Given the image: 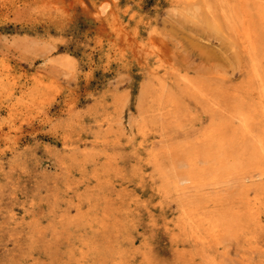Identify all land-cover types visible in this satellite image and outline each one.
I'll return each mask as SVG.
<instances>
[{"label":"bare ground","instance_id":"6f19581e","mask_svg":"<svg viewBox=\"0 0 264 264\" xmlns=\"http://www.w3.org/2000/svg\"><path fill=\"white\" fill-rule=\"evenodd\" d=\"M171 1L187 13L203 6L211 32L228 31L242 55V78L203 79L150 63L154 51L140 46L145 66L133 128L124 123V92L123 102L116 95L104 102L88 145L64 144L63 190L42 197L53 198L43 205L46 222L33 216L19 225L29 250L10 264H264V0ZM132 12L126 3L107 21L120 32ZM95 54L105 69L129 70L104 46L91 48L88 61ZM90 67L75 71L86 78ZM43 91L0 65V105L8 110ZM189 103L202 117L174 134ZM11 140L5 147L15 151ZM159 233L168 258L155 247ZM40 248L48 261L35 255Z\"/></svg>","mask_w":264,"mask_h":264},{"label":"rangeland","instance_id":"374dc122","mask_svg":"<svg viewBox=\"0 0 264 264\" xmlns=\"http://www.w3.org/2000/svg\"><path fill=\"white\" fill-rule=\"evenodd\" d=\"M126 3L133 17L129 28L117 32L107 19ZM201 7L187 13L171 0H0V65L16 70L20 81H35L44 90L24 107L8 110L0 105V151L4 152L0 264H10L21 251L27 254L29 242L22 241L25 232H20L19 225L30 223L33 216L47 218L50 210L43 205L53 198L42 197L46 191L61 192L66 179L61 161L68 154L64 144L88 145L96 119L104 114V102L114 95L123 102V93L128 92L129 109L125 108L123 119L133 128L130 123L138 118L135 98L141 89L138 76L145 66L140 46L154 51L150 63L203 79L238 82L242 78L237 43L225 28L219 34L211 32L205 21L212 17ZM100 46L129 70L105 69L96 54L88 61L87 52ZM88 65L86 78L75 71ZM189 104L191 112L184 113L174 134L188 130L202 117L201 110ZM8 132V137L2 136ZM9 137L17 150L5 147ZM169 208L174 209L173 203ZM156 242L155 247L168 258V241L162 233ZM35 255L48 261L41 248Z\"/></svg>","mask_w":264,"mask_h":264}]
</instances>
